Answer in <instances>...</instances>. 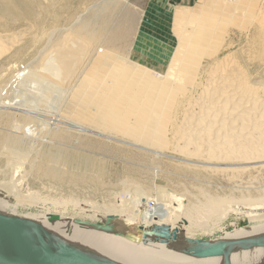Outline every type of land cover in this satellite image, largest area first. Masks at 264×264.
<instances>
[{
	"label": "bare ground",
	"instance_id": "6f19581e",
	"mask_svg": "<svg viewBox=\"0 0 264 264\" xmlns=\"http://www.w3.org/2000/svg\"><path fill=\"white\" fill-rule=\"evenodd\" d=\"M21 2L30 6L32 3L37 4L42 11L33 16L37 20L44 18L42 1L0 0L1 7L5 6L13 14L16 9L12 3ZM51 3L54 2L51 1L49 5ZM234 11L233 15L239 12L242 16L240 29L247 35L248 48L242 46L233 50L234 42L228 40L230 33L227 30L225 37H218L217 47L206 51L204 63H197L195 52L184 53L182 59L175 57V52L167 67V75L136 64L133 72L120 82L118 79L107 82L104 89L106 99H99L109 115L137 131L145 141L130 143L155 153L156 157L174 154L194 175L195 180L206 182L204 175L209 178L218 176L228 185L221 184L218 190L228 188L227 196L221 197V201L212 200L209 196L211 193L208 194L204 188H200L198 193L188 189L187 193L181 194L157 186L154 193L150 194L132 187L122 194L117 202L118 207L104 208L90 202L50 199L51 202H47L50 205L63 204L66 209L74 210L69 220L57 217H52L56 220H50L17 212V207L22 203H37L41 198L37 192L23 193L22 186L27 178L12 164L6 180L0 182V212L36 222L79 251L95 254L115 264H264V246L235 249L229 259L225 255L197 259L178 251L188 237L185 232L214 229L217 223L235 210L232 202L237 210L240 207L264 208V82L256 81L254 75L258 67L264 66V5L260 11L248 6ZM73 33H68L65 41L48 42L45 53L42 51L41 63H38V57L32 62L27 61L29 63L20 68L18 65L0 88V111L5 110L3 117L12 116L8 112L15 110L13 116L25 120L17 118L12 124L11 134H24L26 139L21 137L20 143H27L32 149L40 140V132L33 125L37 120L42 129L52 132L54 137L63 136L59 123L64 119L74 121L66 115L65 105L80 79L79 75L85 69L82 66L85 67V61L90 58L92 47L87 37L71 38ZM13 42H7L0 35V54L13 50L18 41ZM110 42L113 40L110 39ZM46 52L49 54L46 55ZM117 62L116 54L107 50L97 61L92 62L88 75L95 77L103 70L113 73ZM174 73L180 74L178 82L168 81L170 74ZM2 74L0 71V76ZM54 80H60L61 84ZM32 93L34 98L30 97ZM43 102L45 105L51 102L49 108H40ZM48 115L54 121L41 119ZM75 127L79 132L94 133L110 140L118 138H110L109 134L81 124ZM9 141L15 142L16 139ZM43 141L46 139L41 144ZM6 150L12 151L9 148ZM35 152L37 166L57 180L63 177L61 166L69 167L81 161L73 159L71 152L52 145H40ZM32 164L36 165L35 158ZM101 173L102 176L110 174L108 168ZM192 197L198 203L190 204L189 199ZM6 205L13 206L14 210L3 212ZM244 214L252 222L251 226L227 233L216 240L231 241L264 235V212L245 211ZM98 215L118 216V225L124 233L97 231L75 223V220H85L86 217L94 222ZM152 227L166 229L171 235L145 236L134 230Z\"/></svg>",
	"mask_w": 264,
	"mask_h": 264
},
{
	"label": "rangeland",
	"instance_id": "374dc122",
	"mask_svg": "<svg viewBox=\"0 0 264 264\" xmlns=\"http://www.w3.org/2000/svg\"><path fill=\"white\" fill-rule=\"evenodd\" d=\"M39 1H42L44 10V18L40 20L33 16L36 15V12L42 11L35 3H32L31 6L22 2L21 4L12 3L16 9L14 13L16 15L9 13L5 6L1 7L0 4V35L9 43L18 41L12 48L14 51L0 54V71L3 73V76H0V88L13 74L15 68H18V65L20 68L38 57H40L38 63H41L42 51L44 50L43 53H45L48 42L56 43L63 41V39L65 41L70 32H75L71 38H76V36L87 37L91 43L92 51L90 58L84 63L85 67L82 66L85 69L79 75L80 79L65 105L66 115L75 122L64 119L58 124L63 136L54 137L52 132L42 129L41 123L37 120L33 125L40 132L38 135L40 140H38L39 144L32 149L27 143H20L21 137L26 139L24 134H18L19 136L11 134L13 122L17 118L24 122L25 120L21 117H14L15 110L8 112H11L10 115L13 117H3L5 110L0 111L2 114L0 119V182L6 180L9 174V166L14 164L18 167V171L23 172L27 178L22 186L23 193L37 192L42 200L37 201V203L34 201L32 204L22 203L17 207V212L27 216L35 214L50 220L63 218L69 220L68 218L74 213V210L66 209V205L63 204L50 205L47 202H51L50 199H66L81 203L90 202L104 208L118 207L117 202L120 201L122 194L130 191L132 187L150 194L154 193L157 186L181 194L187 193L188 189L198 193L200 188H204L208 194L211 193L209 196L212 200L215 198L221 201V197L227 196L229 194L228 188L224 191L218 190L221 184L228 186L223 183L224 180L218 179V176L209 178L202 174L201 177L204 175L203 178H207L206 182L195 180L194 175L190 174V171L182 164L183 162L177 160L174 154L156 157L155 153L134 146L132 143H145L144 138H141L137 131L124 126L109 115V111L99 103V99L103 101L106 99L104 89L107 82L117 79L120 82L126 75L133 72L138 63L162 75H167V67L170 65L175 52L176 56H174L180 59L184 57V53L195 52L197 63H204L206 51L214 50L218 45V37H225L227 30L230 33L228 40L234 42L233 50L242 46H245V49L248 48L247 35L243 34V29H240V24L243 21L242 16L239 12L233 15L234 10L248 6L260 11L264 5V0H184L183 2L156 0L161 12L152 17L147 11L141 12L134 0ZM51 1L54 3L49 5ZM20 6L27 7L20 9ZM121 22L120 36L116 33L112 34L111 32ZM127 27L129 28L127 29ZM145 29L150 33H143ZM146 38L151 39H147V45L153 42L152 47L158 54L157 56L147 57V51L144 52L143 50L145 48H136L138 43L143 42ZM110 39L113 42L109 43ZM107 50L115 53L118 58L113 73H107L103 70L98 72L95 77L88 75V71L92 68V62L103 52L106 53ZM47 54L49 52H46ZM124 57L127 58H125L127 61ZM50 75L48 76L51 77ZM254 75H256V81L264 82V66L258 67L254 71ZM179 78L180 74H170L168 81L178 82ZM54 81L61 84L60 80ZM30 97L34 98V94ZM44 103L40 104V108H49L51 102L46 105ZM51 118L50 115L41 117L48 122L54 121ZM55 122L58 123V121ZM76 122L109 134L111 135L110 138L113 136L118 138L117 140H110L94 133L79 132L75 127L78 125ZM56 123L52 126H55ZM49 134L51 138H48L50 137ZM12 138H15L16 141L10 142L9 139ZM43 139H46L43 144L69 151L73 159L81 160L77 165L61 166L60 169L63 171L61 180L46 175L44 170L37 166V152L35 151L40 145H43L41 144ZM125 140L129 142L125 143ZM6 148L12 151L10 152ZM27 154L29 156L26 159ZM34 158L36 165L32 164ZM105 168H108L110 174L102 176L101 172ZM208 181L210 185L207 183ZM13 202H15L14 199ZM189 202L195 204L198 203V200L192 197ZM208 204H210L209 200ZM232 205L235 210L229 217L217 223L214 229L187 231L185 235L190 238L214 241L227 233L251 226L252 222L249 217L245 216V211L264 212V208L240 207L237 210L233 202ZM13 210L14 207L11 205H6L3 208V212L6 213ZM52 217L57 218L52 219ZM105 217L98 215L94 222L102 223L100 219ZM90 219L86 217L85 220L91 221ZM260 226L258 225V227Z\"/></svg>",
	"mask_w": 264,
	"mask_h": 264
},
{
	"label": "water",
	"instance_id": "95a60500",
	"mask_svg": "<svg viewBox=\"0 0 264 264\" xmlns=\"http://www.w3.org/2000/svg\"><path fill=\"white\" fill-rule=\"evenodd\" d=\"M102 223L75 220V223L89 229L121 234L118 216L100 219ZM137 234L145 236H170L166 229L136 228ZM264 246V235L231 241H207L200 238H185V245L178 251L192 258L221 257L229 259L235 249ZM0 264H115L101 257L79 251L56 237L40 224L0 212Z\"/></svg>",
	"mask_w": 264,
	"mask_h": 264
},
{
	"label": "crops",
	"instance_id": "0c3cea01",
	"mask_svg": "<svg viewBox=\"0 0 264 264\" xmlns=\"http://www.w3.org/2000/svg\"><path fill=\"white\" fill-rule=\"evenodd\" d=\"M171 1H180V2H183L184 0H171ZM134 2L136 3V5L138 6V8H139V10L142 12H148V14L152 17V16H155L156 15V13H160L161 11V9H159V7L160 6H158L159 4H158V2L156 1V0H134ZM89 24V23H88ZM87 24V25H88ZM120 25H117L116 27H115V29L111 32L112 34H115L116 33V35H118V36H120V31H121V28H122V22L121 23H119ZM89 26V25H88ZM129 27H127V29H128ZM126 29V30H127ZM147 29H149V28H147ZM147 29H145L146 30V32H145V30H144V32L143 33H150V31H148ZM120 39V38H119ZM147 39H149V40H151L150 38H146L143 42L141 41V42H139L138 43V45L136 46V48H140V49H142V48H145V49H143L144 50V52L145 51H147V53H146V55H147V57H153V56H157L158 54L155 52V50H154V48L152 47V45H153V42H151V44H149V45H147ZM50 42V41H49ZM53 42V41H52ZM156 54V55H155ZM100 56V55H99ZM99 56H98V58L95 60V61H97L98 59H99ZM126 57H124V59H125ZM127 59V58H126ZM125 59V61H127ZM94 61V62H95ZM132 61V60H131ZM134 62V61H133ZM134 63H136V62H134ZM139 64V63H138Z\"/></svg>",
	"mask_w": 264,
	"mask_h": 264
}]
</instances>
